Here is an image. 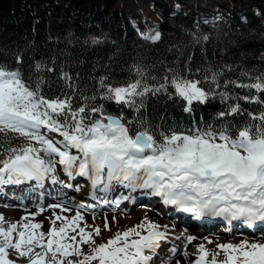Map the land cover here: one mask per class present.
Listing matches in <instances>:
<instances>
[{
    "label": "snow or ice",
    "instance_id": "6c2138e0",
    "mask_svg": "<svg viewBox=\"0 0 264 264\" xmlns=\"http://www.w3.org/2000/svg\"><path fill=\"white\" fill-rule=\"evenodd\" d=\"M223 20L218 12L205 23ZM137 31L146 41L157 42L162 37L155 26L137 27ZM192 37L194 41L209 38L207 33L200 36L196 32ZM102 39L92 35L85 41L96 44ZM14 58L15 67L0 61V185L34 180L42 186L50 180L53 185L80 191L75 180L83 177L89 182L87 195L99 203L76 204L73 215H63L72 212L65 208L67 198L49 204L61 212H53L46 232L43 221L30 219L37 212H25L20 217L23 223L7 226L0 214V264H151L162 243L173 235L168 228L174 229L175 224L162 225L145 213L137 223L98 241L101 229L110 227L108 216L102 224L89 225L80 210L91 209L95 219L99 207L108 206L115 212L122 201H134L137 195L158 197L163 205L197 218L239 221L253 229V235L264 236V72L253 76L251 70L241 68L240 75L248 77L245 80L225 75L233 67L230 64L195 69L186 65L187 72L165 67L158 76L135 62L130 66L134 77L115 82L107 72L93 76L95 85L88 93L80 87L79 73L74 78L62 63L58 75L64 88L50 96L42 87L43 73L56 71V57L52 64L35 60L28 80L21 67L23 50L16 51ZM149 96H163L186 113L216 100L221 107L191 123L169 122L166 113L154 123L146 111ZM241 100L259 105V110L245 108ZM109 102L119 111H109ZM126 108L133 110L130 116ZM37 208L44 210L42 205ZM175 235L179 238L185 233ZM194 239L186 235L185 257L189 255L187 243ZM201 240L190 264H264V240H229L216 243L212 250L203 242H211L210 237ZM170 251L176 252V246ZM13 253L17 259L11 258Z\"/></svg>",
    "mask_w": 264,
    "mask_h": 264
},
{
    "label": "trees",
    "instance_id": "16d2710c",
    "mask_svg": "<svg viewBox=\"0 0 264 264\" xmlns=\"http://www.w3.org/2000/svg\"><path fill=\"white\" fill-rule=\"evenodd\" d=\"M171 1L179 5L178 10L167 0H0V61L15 67V52L23 50L21 67L28 80L35 60L52 64L55 56L56 71L43 73L42 87L50 96L64 88L58 75L62 63L74 78L79 73L80 87L88 93L95 85L93 76L107 72L115 82L134 77L130 66L135 62L150 67L158 76L163 75L165 67L175 66L187 72L186 65L195 69L230 64L233 67L226 69L225 75L245 80L248 77L240 75L241 68L251 70L253 76L264 72V0ZM135 2L160 10L155 13L162 33L159 41L139 37L138 23L143 22L128 16L138 12ZM196 3L203 15L197 22L185 13L193 11ZM208 5L211 7L203 10ZM218 12L224 17L223 22L205 23ZM73 13H78L77 19ZM85 19H93L97 30L83 29ZM192 32L200 36L207 33L209 38L194 41ZM92 35L103 39L96 44L86 42L85 38ZM76 102H81L79 97ZM240 102L244 106V101ZM145 103L147 116L154 123L159 122L161 114L166 113L168 121L174 118L177 103L163 96H149Z\"/></svg>",
    "mask_w": 264,
    "mask_h": 264
},
{
    "label": "bare ground",
    "instance_id": "6f19581e",
    "mask_svg": "<svg viewBox=\"0 0 264 264\" xmlns=\"http://www.w3.org/2000/svg\"><path fill=\"white\" fill-rule=\"evenodd\" d=\"M90 4V3H89ZM32 5V4H31ZM164 11V10H163ZM33 12V11H32ZM183 12H184V10H183ZM251 21V20H250ZM79 25V24H78ZM130 38V37H129ZM230 44V43H229ZM21 185V184H20ZM10 212H8V219H13V217H15L17 220H16V222L17 221H19L20 223H23V221H20V217L22 216V214H21V210H9ZM33 212H35V211H33ZM53 212H56V210L55 209H51V208H48L46 211H44V212H42V213H40V212H37V215L35 216V217H32V218H30V219H33V220H37V221H43L44 223L42 224V230L43 229H45V227L48 225V227L50 226V224H51V221H52V219H54V217H53ZM139 213H137V211L136 210H133V212L132 213H129V215L127 216V220L128 221H131V222H128L127 223V225L125 226V225H123V228H125V227H129V226H131L133 223H137L141 218H142V213H140V211H138ZM146 214L152 219V218H156V213L155 212H153L152 210H147L146 211ZM133 222V223H132ZM59 223H60V221H56V224L57 225H59ZM120 226H122V225H120ZM123 228H121V229H123ZM37 231H39V230H37ZM101 231H102V236H101V238H104V239H107L108 237V235H109V233H111V232H109V231H105V230H102L101 229ZM244 239V238H243ZM193 241H196V239H194ZM239 241V239H236V242H238ZM204 243H205V246L206 247H208V249H213V245L209 242V241H203ZM217 243H219V242H227V240H224V239H218L217 241H216ZM209 245V246H208ZM210 245H212L211 247H210ZM177 260H180V261H182V259L180 258V257H177V256H173L171 259H170V261H169V264H176V261ZM182 264H183V262H182Z\"/></svg>",
    "mask_w": 264,
    "mask_h": 264
},
{
    "label": "rangeland",
    "instance_id": "374dc122",
    "mask_svg": "<svg viewBox=\"0 0 264 264\" xmlns=\"http://www.w3.org/2000/svg\"><path fill=\"white\" fill-rule=\"evenodd\" d=\"M0 214H3V218L6 216V214L4 213V212H2V211H0ZM117 215H123V214H121V213H116ZM124 216V215H123ZM7 221H12L13 222V219H8L7 218ZM99 222H103V219L102 218H100L99 219ZM5 226L7 225V223H3ZM228 241V240H227ZM236 241V240H235ZM214 245H216V244H213V249H215V246ZM192 248H193V246H189L188 248H187V252H190L191 254L192 253H194V250H192ZM194 257V256H193ZM196 258L194 257L193 258V260H195Z\"/></svg>",
    "mask_w": 264,
    "mask_h": 264
}]
</instances>
